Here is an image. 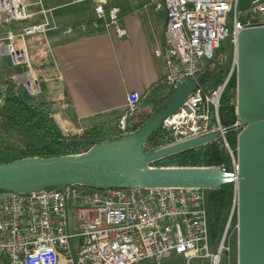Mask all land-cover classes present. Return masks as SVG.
<instances>
[{"label":"built area","instance_id":"2783aa9c","mask_svg":"<svg viewBox=\"0 0 264 264\" xmlns=\"http://www.w3.org/2000/svg\"><path fill=\"white\" fill-rule=\"evenodd\" d=\"M84 1L93 4L92 29L113 27L117 38L125 36L119 26L118 7L107 8L108 0L74 3ZM148 1L165 10L163 47L156 55L163 59L164 82L172 90L183 80H196L203 74L224 42L232 49L234 62L222 84L209 91L197 84L161 126L171 133L174 143L219 132L231 154L226 141L230 128L219 123V102L236 73L239 34L264 27V0H250L244 20L239 18V0ZM32 6L39 8L42 21L1 35L0 59L8 58L13 68H22L11 80L30 96H38L42 93L41 83L30 64L27 39L46 37L57 29L53 9L44 8L42 0L32 4L26 0H0V23L27 22L37 15V11L28 12ZM81 30L86 32L88 28ZM143 96L140 91L126 94L116 122L122 137L129 135L128 121ZM231 158L236 170V161ZM153 163L148 166L159 168ZM205 192L197 188L99 191L81 185L27 194L0 191V264H159L178 255L185 264H219L224 242L212 246Z\"/></svg>","mask_w":264,"mask_h":264},{"label":"water","instance_id":"95a60500","mask_svg":"<svg viewBox=\"0 0 264 264\" xmlns=\"http://www.w3.org/2000/svg\"><path fill=\"white\" fill-rule=\"evenodd\" d=\"M236 170L216 167H159L151 162L194 149L219 138V132L173 143L153 152L144 145L161 129L205 78L183 80L163 110L134 134L96 145L86 153L51 158H24L0 163V191L32 193L48 188L63 191L81 185L93 190L132 188H197L214 190L233 184L235 191L238 264H264V27L243 30L236 53ZM236 185H238L236 193ZM237 197V198H236ZM233 208L220 243L224 242ZM159 264H185L178 255Z\"/></svg>","mask_w":264,"mask_h":264},{"label":"crops","instance_id":"0c3cea01","mask_svg":"<svg viewBox=\"0 0 264 264\" xmlns=\"http://www.w3.org/2000/svg\"><path fill=\"white\" fill-rule=\"evenodd\" d=\"M74 1L42 0L44 8L53 9L57 29L39 36L43 45L37 57L38 65L49 66L44 68L56 123L63 133L79 135L88 126L116 125L127 93L144 94L164 78V62L156 52L163 47L166 16L162 6L148 0L108 1L120 9L125 36L119 39L113 27L82 32L84 22L94 17L93 4ZM33 9L29 13L37 15L26 23L42 21L39 8Z\"/></svg>","mask_w":264,"mask_h":264},{"label":"trees","instance_id":"16d2710c","mask_svg":"<svg viewBox=\"0 0 264 264\" xmlns=\"http://www.w3.org/2000/svg\"><path fill=\"white\" fill-rule=\"evenodd\" d=\"M110 6L108 2L107 8ZM94 17L84 22L86 28L92 29ZM26 22L2 21L1 31L15 30ZM79 26V25H77ZM76 27V25H75ZM95 31V30H94ZM4 34V33H3ZM43 45L37 36L27 39V48L32 69L49 67L33 63L37 56V47ZM48 62V61H47ZM45 69V68H44ZM226 67L216 55L204 73L201 85L206 91L222 84L226 77ZM11 76L0 79V163H8L24 158H51L86 153L96 145L123 139L115 124L92 125L82 129L80 135H64L56 123L53 113L55 100L49 94L46 82L37 75L42 93L30 96L22 86L11 80ZM164 78L153 84L139 103L138 110L129 119V135L139 131L151 118L159 114L172 95ZM237 86L233 74L221 96L218 109L219 123L229 127L226 141L233 156H236L237 138L242 128L234 127L239 122L236 114ZM174 139L170 132L160 129L144 145V152L150 153L171 145ZM236 159V158H235ZM156 167H216L232 172V158L226 153L220 138L203 146L190 149L153 163ZM235 201L233 184L222 185L218 189L206 190L209 236L212 246L219 244L226 222ZM236 210V204H235Z\"/></svg>","mask_w":264,"mask_h":264},{"label":"rangeland","instance_id":"374dc122","mask_svg":"<svg viewBox=\"0 0 264 264\" xmlns=\"http://www.w3.org/2000/svg\"><path fill=\"white\" fill-rule=\"evenodd\" d=\"M37 0H26V2L28 3H36ZM109 2H111L112 0H108ZM115 1V0H113ZM250 5V0H239L238 2V6H237V10L239 12V18L244 20V14L248 11ZM33 8H35L37 10V6L35 7H30L28 8V12H34ZM2 27L0 28V36L3 35V33L5 34L6 31L4 32L3 30L1 31ZM39 39V36H37V40ZM232 49L228 47V43L224 42L221 46V48L217 51L216 55L222 60V62L224 63L226 70L230 68V66L232 65V63L234 62L233 60V54H232ZM35 57V61L33 60V63L35 64V62L37 63V65L40 62V59L36 56L33 55ZM0 65L3 67H0V79H4L9 77L10 75H12L13 73H17V72H21V69H14L11 65L9 60H7V58H1L0 59ZM6 66V67H5ZM39 66V65H38ZM37 75L42 78V80L44 82H46V86L50 87V85H48V83H50V81L47 79V73L45 71L44 68H37ZM14 75V74H13ZM49 91V90H48ZM239 125V123H238ZM240 128V127H239ZM81 133V132H80ZM79 133V135H80ZM64 135H70L67 133H63ZM77 135V134H75ZM220 138V137H219ZM221 139V138H220ZM223 143V142H222ZM224 146V145H223ZM225 148V147H224ZM226 151V149H225ZM226 153L231 157L233 156L232 151L231 154L226 151ZM234 160L236 161V156H233ZM237 165V163H236ZM206 195V192H205ZM235 202V201H234ZM227 223V222H226ZM237 219H236V210H234L232 218L229 222V227L227 229V233L225 235V239H224V249L221 253L220 256V261L219 264H238V236H237ZM218 246V245H216ZM192 264H197L196 261H192Z\"/></svg>","mask_w":264,"mask_h":264},{"label":"bare ground","instance_id":"6f19581e","mask_svg":"<svg viewBox=\"0 0 264 264\" xmlns=\"http://www.w3.org/2000/svg\"><path fill=\"white\" fill-rule=\"evenodd\" d=\"M235 62H236V59H235ZM237 187H238V185H236V193H237V189H238ZM236 198H237V197H236Z\"/></svg>","mask_w":264,"mask_h":264}]
</instances>
